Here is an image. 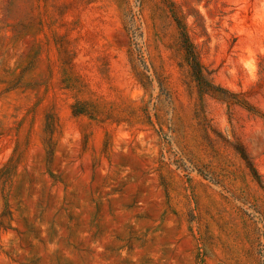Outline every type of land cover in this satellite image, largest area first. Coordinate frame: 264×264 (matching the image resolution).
I'll return each mask as SVG.
<instances>
[{
  "label": "rangeland",
  "instance_id": "rangeland-1",
  "mask_svg": "<svg viewBox=\"0 0 264 264\" xmlns=\"http://www.w3.org/2000/svg\"><path fill=\"white\" fill-rule=\"evenodd\" d=\"M0 264H264V0H0Z\"/></svg>",
  "mask_w": 264,
  "mask_h": 264
},
{
  "label": "trees",
  "instance_id": "trees-1",
  "mask_svg": "<svg viewBox=\"0 0 264 264\" xmlns=\"http://www.w3.org/2000/svg\"><path fill=\"white\" fill-rule=\"evenodd\" d=\"M180 28H181V35H182L183 39L186 41L187 40L186 33H185L183 27H180ZM189 55L193 58V55H192L190 49H189Z\"/></svg>",
  "mask_w": 264,
  "mask_h": 264
}]
</instances>
